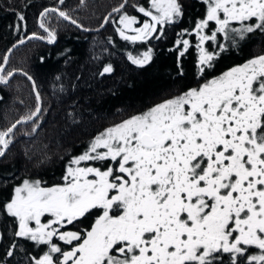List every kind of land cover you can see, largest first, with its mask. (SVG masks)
I'll list each match as a JSON object with an SVG mask.
<instances>
[{"label":"snow or ice","instance_id":"1","mask_svg":"<svg viewBox=\"0 0 264 264\" xmlns=\"http://www.w3.org/2000/svg\"><path fill=\"white\" fill-rule=\"evenodd\" d=\"M200 2L203 18L178 33L175 43L183 57L190 41L180 37L195 35L203 77L226 50L220 37L236 46L246 34L264 32V0ZM132 7L142 23L122 11L125 3L113 12L120 13L116 32L133 43L158 32L160 39L165 25L183 16L179 0ZM49 13L83 27L58 7L45 8L39 27L46 37L32 33L27 39L56 40L43 22ZM16 18L25 22L20 12ZM208 42L219 52L210 51ZM8 59L0 64L4 85L15 74H4ZM151 59V48L128 54L138 66ZM112 71L109 64L100 75ZM24 75L32 81L36 106L0 130V157L17 126L35 124L45 111L35 81ZM60 181L49 186L25 178L10 199L0 201V216L15 225L0 264L16 255L21 240L37 249L26 253L24 264H264V55L98 133L69 161Z\"/></svg>","mask_w":264,"mask_h":264},{"label":"trees","instance_id":"2","mask_svg":"<svg viewBox=\"0 0 264 264\" xmlns=\"http://www.w3.org/2000/svg\"><path fill=\"white\" fill-rule=\"evenodd\" d=\"M122 1L83 0L82 3L81 0H64L61 4L59 0H0V64L8 47L18 40L32 33L46 37L39 27L40 12L45 8L58 7L83 26L76 28L56 13H49L43 22L55 32L56 40L48 44L43 39H31L8 55L4 74L13 70L17 73L6 85L0 84V130L36 106L24 73L35 81L45 111L35 118V124L17 126L5 155L0 157V201L10 199L13 188L25 178L40 179L49 186L59 182L62 169L86 150L100 127L113 118L140 112L163 92L182 90L190 84L194 74L192 55L182 61L180 77L173 55L163 52L164 44L152 49L151 61L143 66L138 67L128 60L129 53L137 56L136 43L121 39L116 32L118 25L114 22L119 20L120 13L112 15L102 30L89 32L98 28L104 16ZM179 2L183 5V16L173 24L165 25L164 32L191 30L202 18L205 6L201 2ZM134 4L148 7L149 0H126L122 10L137 16L142 23L145 18L135 11ZM17 12L24 15V23L17 21ZM252 40L253 43L259 41V46L264 47V36L252 34L248 43H239L236 55L229 53L221 57L215 68L220 71L240 62L242 55L250 52ZM109 64L113 71L101 76L103 68ZM34 126L36 131H33ZM14 228L10 218L0 216V232L3 233L0 256L13 239ZM18 244L16 255L9 258L8 264H24L26 253L37 251L22 240Z\"/></svg>","mask_w":264,"mask_h":264},{"label":"flooded vegetation","instance_id":"3","mask_svg":"<svg viewBox=\"0 0 264 264\" xmlns=\"http://www.w3.org/2000/svg\"><path fill=\"white\" fill-rule=\"evenodd\" d=\"M196 2H197V4H199L200 0H196ZM204 14H205V8H204L203 14L201 15L202 18L204 16ZM213 26H214V24L212 25V27ZM236 26H238V25H236ZM194 27H195V25L193 27H191V29L194 28ZM182 30H184V29L163 32V36L160 39H156L155 36L160 35V33L158 32V33L154 34L153 38H150L147 41H144V42L137 41V42H135L136 43V50L135 51L137 53V56H141L142 52L147 51L149 48L155 50L158 46L160 47V45L164 44V46H163V50L164 51L163 52H166L169 55H173V62L175 64L176 71H177V73H178V75L180 77L183 74V70L181 71L182 66H183V64H182L183 62L182 61L185 60L186 58H189V56L192 55V57H193L192 61H193V72H194V74L190 78V81H189L190 84L187 85L186 87H184L182 90H179V92H178L179 94L189 90L190 88L198 87L200 84L204 83L205 80L211 79L213 76H218L222 72L227 71L228 69H230L233 66H237V65H240V64L246 62V60L251 59L252 56L255 55V54H260V53L264 54V47L262 48V47L259 46V44H258L259 41L253 43V40H252V43H249L250 52H248L245 55H242V57H241L242 59H240L241 60L240 62H238V63L235 62L234 64H231V66L226 67V68L224 67V70L221 69L220 71H218L217 68H215L216 67L215 66L214 69L208 70L207 74L204 75L203 77H201V76H199L198 69H197V60H198L197 52L198 51H197V49L195 47V45L197 43L195 35H183L182 37H180L181 39H188L190 41V47L185 52L183 57H179V52L176 50L177 45H176L175 42H176V40L178 38L177 34L181 33ZM189 31H191V30H189ZM252 34L259 35L261 38H262V36H264V32H260L259 30H257V31H255L253 33L247 34V37L244 40L237 39L236 46H233L230 41H225L223 39V37H220V42L221 43H225L227 45V47H226L225 51L220 52L219 56L216 57V59L214 60V65H215L216 61L218 62V60L221 57H225V55H228L229 53H235L234 55H236L239 52V50H238L239 49V47H238L239 43H243L244 41H245V44L248 43L249 38H250V36ZM142 47H144V48L142 49ZM179 47H180V50H183L182 45H180ZM206 47H208V49L210 51L219 52V49L215 48V46L212 44V42H208L206 44ZM136 66H138V65H136ZM64 171H65V168L62 169L61 176L64 174ZM59 182H61V181H59ZM225 261H227V257H225ZM13 263L14 262H12L10 264H13Z\"/></svg>","mask_w":264,"mask_h":264},{"label":"rangeland","instance_id":"4","mask_svg":"<svg viewBox=\"0 0 264 264\" xmlns=\"http://www.w3.org/2000/svg\"><path fill=\"white\" fill-rule=\"evenodd\" d=\"M132 1H133V0H132ZM137 26H138V25H137ZM213 28H214V26H213ZM142 42H144V41H142ZM142 53H143V52H142ZM259 55H264V54H261V53H260V54H255V55L252 56V58H253V57H256V56H259ZM197 58H198V52H197ZM252 58H251V59H252ZM246 61H247V60H246ZM244 63H245V62H244ZM242 64H243V63H242ZM178 92H179L178 89H176V90L173 89V91L163 92L162 94H160V95H158L157 97H155L154 99H152V101L149 102L145 108L141 109L140 112H134V113H130V114H127V115H122V116H120V117L113 118L112 121H109L105 126L99 128V130H98L99 133H100V132H103L105 129H107V128H109V127H112V126H114V125H116V124L121 123L122 121H124V120L130 118V117L133 116V115H136V114H139V113H141V112H143V111H146L147 109L151 108V107L154 106V105L160 104V103H162V102H164V101H166V100H168V99H171V98H173V97H175V96L180 95Z\"/></svg>","mask_w":264,"mask_h":264},{"label":"water","instance_id":"5","mask_svg":"<svg viewBox=\"0 0 264 264\" xmlns=\"http://www.w3.org/2000/svg\"><path fill=\"white\" fill-rule=\"evenodd\" d=\"M126 2V0H123L122 1V3H125ZM109 14H111V16L112 15H114L115 14V12H113V10H111L110 12H108L105 16H104V18L106 17V16H109ZM58 16V15H57ZM59 17V16H58ZM60 19H62L64 22H66L67 24H71V25H73L74 27H76V28H78L76 25H74V24H72L71 23V21H69V20H65V19H63L62 17H59ZM104 18L102 19V23H101V25L103 24V25H105V22H104ZM101 25L98 27V28H96V29H94V30H91V31H89V32H91V33H94V32H98V31H100V30H102L103 28H104V26L103 27H101ZM42 31H43V29H41ZM84 30V29H83ZM85 32H87V30H84ZM29 36H31V34L29 35ZM27 37L28 36H25V38H23L24 40H25V42L26 41H28L29 39H27ZM38 40V39H37ZM19 41V40H18ZM38 41H42V39H40V40H38ZM24 42V43H25ZM23 43V44H24ZM13 45H16V47H14L13 48ZM19 45H22V44H19L18 42H16V43H14V44H12L11 46H9L8 47V50L9 49H11V51L12 50H14V49H16ZM6 51V53L4 54V56L5 55H9L10 54V52L9 51ZM3 56V57H4ZM3 57H2V59H3ZM3 63V60H2V62H1V64ZM17 72L15 71V74H16ZM24 77H25V79L28 81V83L30 84V86H31V91H32V93H33V96H34V100L36 101V99H35V94H34V92H33V90H32V81H29L28 79H27V76L26 75H23ZM4 85V84H3ZM35 119V118H34ZM31 122H33V121H29V122H27V123H25V124H31ZM14 123V122H13ZM24 125V124H23ZM19 126V125H18ZM22 126V125H21Z\"/></svg>","mask_w":264,"mask_h":264}]
</instances>
